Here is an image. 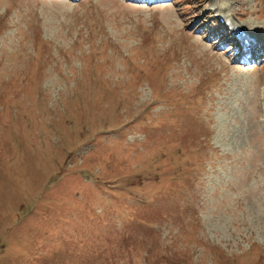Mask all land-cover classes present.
Masks as SVG:
<instances>
[{"label":"rangeland","instance_id":"rangeland-1","mask_svg":"<svg viewBox=\"0 0 264 264\" xmlns=\"http://www.w3.org/2000/svg\"><path fill=\"white\" fill-rule=\"evenodd\" d=\"M218 3L0 0V264H264V0Z\"/></svg>","mask_w":264,"mask_h":264},{"label":"bare ground","instance_id":"bare-ground-1","mask_svg":"<svg viewBox=\"0 0 264 264\" xmlns=\"http://www.w3.org/2000/svg\"><path fill=\"white\" fill-rule=\"evenodd\" d=\"M219 11V10H218ZM217 12V11H216ZM234 34H239L240 35V39L242 40V42H243V44H245V42H246V40L247 39H249V36H248V38H247V35H244V31H243V27H237V26H234ZM243 45H242V43L240 44V47H242ZM258 47L260 48V47H262V45H260V42H256L255 43V46H254V48H255V51H257L258 50ZM247 48V46H244V49H246ZM263 52V51H262ZM244 53V52H243ZM243 53H241V54H239V52L237 53V56L239 57V58H241V55L243 56ZM261 53V52H260ZM242 59V58H241ZM245 61V60H244Z\"/></svg>","mask_w":264,"mask_h":264}]
</instances>
